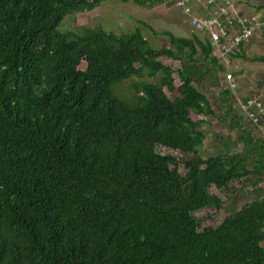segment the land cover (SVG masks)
Returning a JSON list of instances; mask_svg holds the SVG:
<instances>
[{"label":"trees","instance_id":"obj_1","mask_svg":"<svg viewBox=\"0 0 264 264\" xmlns=\"http://www.w3.org/2000/svg\"><path fill=\"white\" fill-rule=\"evenodd\" d=\"M101 1L0 0V264H264V195L216 226L195 216L222 209L213 188L264 182V137L251 122L258 135L243 131L239 152L201 154L207 132L192 115H215L205 79L231 108L212 43L141 21L168 46L138 27L59 29ZM144 71L157 82L143 80L130 101L114 94Z\"/></svg>","mask_w":264,"mask_h":264},{"label":"rangeland","instance_id":"obj_2","mask_svg":"<svg viewBox=\"0 0 264 264\" xmlns=\"http://www.w3.org/2000/svg\"><path fill=\"white\" fill-rule=\"evenodd\" d=\"M176 0H162L154 3L152 6L143 7L133 3H122L115 0H103L92 11L75 13L66 17L59 29L62 32L74 31L80 27L97 28L116 34L126 33L138 27L143 36L154 47H167L168 41L161 35H155L139 21L145 23L155 32L169 31L176 37H190L195 31L192 29L188 17L176 6ZM239 7L240 13L246 18L250 15L264 17V0H247ZM198 13H204V9H198ZM207 14V13H204ZM239 53L243 57H235L228 68L233 74L236 89L230 92L231 97L226 105L222 100L220 87L214 86L208 79L203 81L202 90L208 97L213 106L215 115L203 117L192 115L193 119H203V129L207 132V138L201 147L202 156L214 154L219 151H228L229 153L239 152L242 147V141L239 136L243 131L250 132L257 137L258 132L252 129L249 121L243 116L240 110V103L247 97H257L264 104V62H255L250 59L254 56L264 55V37L255 34L248 44L244 45ZM164 64L171 65L174 70L179 68V63L161 59ZM83 67V66H82ZM174 85L177 87L180 82L176 73L173 74ZM157 82L158 75L148 76L144 71L141 77H132L126 80L117 81L113 85V91L116 96L124 100H131L135 92L140 89L142 81ZM225 86V83L223 84ZM168 97L173 98L177 92L166 91ZM242 117V118H241ZM159 151L173 155L179 154L166 148H159ZM213 191L222 199V209L219 211L203 209L195 213L196 218L202 219L205 226H216L227 215L235 212L243 206L262 195H264V182L253 187L245 183L234 182L229 189L219 190L213 188ZM211 215L212 217H208Z\"/></svg>","mask_w":264,"mask_h":264},{"label":"built area","instance_id":"obj_3","mask_svg":"<svg viewBox=\"0 0 264 264\" xmlns=\"http://www.w3.org/2000/svg\"><path fill=\"white\" fill-rule=\"evenodd\" d=\"M247 0H176V6L188 17L192 29L204 34L212 43L214 54L225 66L223 82L231 92L237 87L233 74L228 70L232 63L231 54L240 45L247 44L261 30L264 20L260 16L244 17L239 7ZM204 9L207 14L198 13ZM243 116L251 122L264 137V104L257 97H247L240 103Z\"/></svg>","mask_w":264,"mask_h":264}]
</instances>
